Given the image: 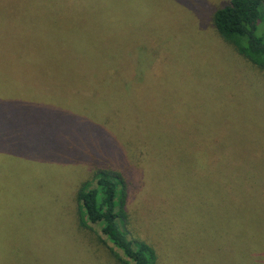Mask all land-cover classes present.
<instances>
[{
	"label": "rangeland",
	"instance_id": "rangeland-1",
	"mask_svg": "<svg viewBox=\"0 0 264 264\" xmlns=\"http://www.w3.org/2000/svg\"><path fill=\"white\" fill-rule=\"evenodd\" d=\"M127 1L147 39L107 71L55 62L65 46L42 25L56 5L0 0V24L33 35L23 51L37 41V64L0 67V99L23 110L0 115V264H123L76 202L101 170L121 173L125 230L156 264H264V69L214 26L230 0Z\"/></svg>",
	"mask_w": 264,
	"mask_h": 264
},
{
	"label": "trees",
	"instance_id": "trees-1",
	"mask_svg": "<svg viewBox=\"0 0 264 264\" xmlns=\"http://www.w3.org/2000/svg\"><path fill=\"white\" fill-rule=\"evenodd\" d=\"M43 2L44 7L47 8L45 10L56 5V10L44 14L42 26L45 31L43 32L45 41L51 35H57L61 45L65 46L63 49L55 48L54 50L56 55L63 54L55 59L58 65L68 67L105 65L107 71H113L119 68L120 61L116 57L120 56V60H126L130 64V56H137L135 50L142 41L147 39L145 35L143 36L142 25L143 20L147 22V15L143 12L139 13L140 9L136 7L131 8L129 4L131 1L43 0ZM86 19L92 20V25L96 24L92 32L82 28V21ZM129 19L127 30L125 22ZM76 21L79 22V26L74 28ZM213 23L219 34L237 52L259 69H264V0H230L228 4L215 11ZM46 24L50 30L45 27ZM14 26L17 25L0 24V67L4 66L3 61L6 59L10 61L9 66H26L29 59L37 64V53L32 52L37 49V41H33L23 51L24 40L33 35L22 32ZM99 26L103 27L104 34L101 37L93 35L98 31ZM90 44L93 48L89 50ZM7 45L15 46L17 49L16 54L19 58L17 63L13 64L14 58L7 50ZM82 53L86 55L85 59H81ZM61 58L64 59L59 60ZM39 64L47 65V62L41 59ZM116 75L117 73H111L107 77L115 80ZM1 80L3 78L0 75V82ZM44 80L49 82V77H44ZM39 107V111L42 112L46 106L43 103ZM21 113L23 110L19 106L13 107L0 99V115ZM102 113H94L92 119H99ZM42 114L45 120L48 117L46 109ZM127 201L124 179L121 173L112 170L98 171L93 179L85 182L76 194V202L84 216H82V224L91 230H94L91 227L92 224L100 225L102 234L120 251L121 255L111 249L123 264H156L155 250L143 241L131 239L125 230L128 217ZM98 238L102 239L101 236ZM102 241L106 243L103 239Z\"/></svg>",
	"mask_w": 264,
	"mask_h": 264
}]
</instances>
